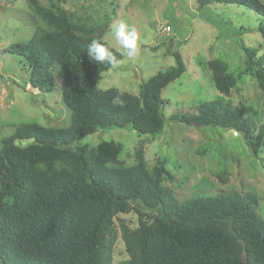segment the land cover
<instances>
[{
    "label": "trees",
    "instance_id": "1",
    "mask_svg": "<svg viewBox=\"0 0 264 264\" xmlns=\"http://www.w3.org/2000/svg\"><path fill=\"white\" fill-rule=\"evenodd\" d=\"M25 2L37 26L28 42L11 44L7 51L23 57L34 89L54 90L59 74L71 124L52 128L25 123L0 137V264H113L118 233L126 258L115 264H264V221L255 211V194L222 191L178 200L161 185L170 174L161 164L150 170L142 147L136 149L134 163L126 165L118 159L121 146L114 141L72 146L109 127L159 133L165 122L161 91L185 71L178 49L168 50L174 65L144 80L138 95L98 90L101 73L113 67L92 61L87 46L100 40L121 59L102 38L109 22L86 26L59 7ZM196 3L199 9L236 4L264 18L259 0ZM258 31L264 38V27ZM241 48L240 75L253 78L264 94V52ZM209 67L214 87L228 93L237 75L228 74L221 62ZM170 120L238 132L254 156L264 145V126L255 134L243 108L218 100L204 102L190 114H173ZM132 209L138 213L137 226L129 228L122 221L116 226L117 215Z\"/></svg>",
    "mask_w": 264,
    "mask_h": 264
},
{
    "label": "rangeland",
    "instance_id": "2",
    "mask_svg": "<svg viewBox=\"0 0 264 264\" xmlns=\"http://www.w3.org/2000/svg\"><path fill=\"white\" fill-rule=\"evenodd\" d=\"M264 4V0H259ZM45 7H59L77 23L99 26L109 22L103 40L121 54L119 65L101 73L96 88H110L138 95L140 84L174 65L168 50L178 49L185 71L161 91L165 122L155 135H139L130 127L97 129L72 146L94 147L102 141L121 146L118 159L134 163L135 151L142 147L147 167L160 164L170 174L161 185L178 200L196 195L214 196L220 192H251L258 197L255 211L264 221V145L254 156L238 132L222 128H196L170 120L173 114H190L200 104L218 100L243 108L254 133L264 126L263 92L253 78L240 75L244 68L241 45L264 52V38L258 27L264 18L236 4L213 3L197 8L196 0H39ZM112 9L115 14L112 15ZM124 20L135 27L139 54L129 58L111 31ZM37 26L25 0H0V137L13 132L16 125L38 123L52 128L71 124V111L61 97V79L55 77V89L43 92L27 81L23 57L11 54V44L28 42ZM169 26L170 30L165 28ZM170 44V46H169ZM171 47V49H170ZM221 62L228 74H236L228 93L213 85L209 63ZM58 72V68L55 67ZM2 181L0 175V183ZM142 211L139 205L135 206ZM129 228L138 224L136 209L119 214ZM126 258L118 233L113 264Z\"/></svg>",
    "mask_w": 264,
    "mask_h": 264
},
{
    "label": "clouds",
    "instance_id": "3",
    "mask_svg": "<svg viewBox=\"0 0 264 264\" xmlns=\"http://www.w3.org/2000/svg\"><path fill=\"white\" fill-rule=\"evenodd\" d=\"M111 31L124 49L122 55L133 58L139 54L138 36L135 27H131L124 20H120L111 26ZM87 48L92 61L107 63L113 68L117 67L120 63L110 47L100 40L93 39ZM113 103L119 104L121 107L123 106V101L119 99H114Z\"/></svg>",
    "mask_w": 264,
    "mask_h": 264
},
{
    "label": "built area",
    "instance_id": "4",
    "mask_svg": "<svg viewBox=\"0 0 264 264\" xmlns=\"http://www.w3.org/2000/svg\"><path fill=\"white\" fill-rule=\"evenodd\" d=\"M165 29L168 31L170 28H169V26H167Z\"/></svg>",
    "mask_w": 264,
    "mask_h": 264
}]
</instances>
